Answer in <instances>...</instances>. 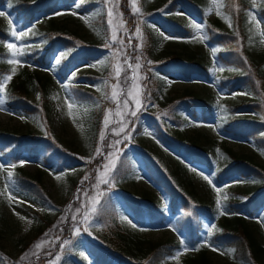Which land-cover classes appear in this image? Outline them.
Returning <instances> with one entry per match:
<instances>
[{"label":"rangeland","instance_id":"1","mask_svg":"<svg viewBox=\"0 0 264 264\" xmlns=\"http://www.w3.org/2000/svg\"><path fill=\"white\" fill-rule=\"evenodd\" d=\"M57 1L55 10L42 13L24 28L6 5L0 7L4 13L0 25L5 26V31L10 27L7 44L14 46H3L0 61L18 60L20 63H13L12 68L38 70L53 84L48 109L33 94L29 97L31 105L39 108H31L28 115L10 110L0 94V130L11 134L9 142L16 146L20 165L28 174L41 176L49 197L35 200L20 191L10 160L0 158V164L5 165L0 168V264H18L21 258L24 262L37 260L36 244L50 247L56 243L59 249L42 264H92L91 249L96 248L89 247V242L111 243L109 225L115 224L148 243L181 240L183 234L176 227L173 202L178 203L176 213L183 215L189 204L190 208L199 207L189 201L193 196L207 209L213 208L211 213L197 208L201 215L199 233L208 243L222 232L224 220L232 216V210L240 208L248 193L264 189V151L252 139L232 137L222 129L228 108H237L235 111L243 118L264 123V97L259 103L253 101L245 89L248 78H238L236 71L217 60L213 52L217 47L206 39L204 30L205 18H217L214 7L209 3L197 11L194 0H137L140 12L136 13L131 0ZM254 14L251 12L249 17L252 35L248 46L250 56L260 59L264 53V19ZM90 15L92 20L87 18ZM49 16L67 33L57 36L59 41L49 55V64L37 69L35 62H26L23 51L30 44L40 48L44 43L42 33L51 28ZM193 24L201 25L199 32ZM13 30L18 39L12 36ZM119 33L127 36L121 38ZM77 51L83 53L62 76L56 59L62 61L65 56L61 53L76 55ZM259 64L264 73V64ZM6 73L2 78L11 79L3 89L8 90L17 76ZM72 84L91 92L82 94L89 95V99L75 100ZM193 93L200 102L193 100ZM90 109L97 113V127L90 124L94 114L88 122L83 117V112ZM121 127L124 131L116 135ZM259 129L264 130V126ZM227 149L251 157L262 167L256 177L262 182L255 177L245 179L236 170L217 180L214 171L231 164ZM112 162L114 166L105 167ZM8 171L12 172L10 178ZM205 175L212 185L203 179ZM104 179L109 183H103ZM86 185L91 190L85 195L82 190ZM77 202H82L79 216L70 212L72 203ZM153 202L160 204V211L167 215L162 224L151 216ZM263 211L264 206L248 222L264 247ZM57 220L60 225L67 224L66 230L61 228L64 234L57 236L60 230L53 232L48 242L38 243L40 226ZM33 243L32 253L24 256L25 248ZM187 253L195 254V250L185 245L162 264H183ZM207 255L212 264H252L237 262L232 249L218 245H209Z\"/></svg>","mask_w":264,"mask_h":264},{"label":"trees","instance_id":"2","mask_svg":"<svg viewBox=\"0 0 264 264\" xmlns=\"http://www.w3.org/2000/svg\"><path fill=\"white\" fill-rule=\"evenodd\" d=\"M184 2V0H182ZM194 8L197 11L202 10L207 4L214 7V13L217 18L213 21L205 18V36L213 46H216L215 56L220 64L224 67H229L236 71L238 78L247 77L245 89L254 98L253 101L259 103L264 97V73L259 63L264 64V53L260 59H254L250 56V48L248 46L249 36L252 35V30L249 29V17L252 11L257 12L264 19V0H194ZM2 0H0V4ZM6 3L11 4V8L16 13L18 20L25 24L32 23L36 18V14L40 12H48L56 7L57 0H6ZM120 4V3H119ZM174 4V3H173ZM3 5V3H2ZM92 20L93 15L88 16ZM54 18H50L51 28L45 33H42L43 44L40 48L36 45L30 44L24 48V56L26 62L31 60L37 64L38 67L46 66L49 63V55L53 51L54 44L59 41L57 36L62 33H67L65 29L56 24ZM229 24L231 26H229ZM5 26L0 25V53L4 52V44L8 37L10 27L7 26V33ZM102 30V29H98ZM6 37V39L3 37ZM121 38L125 34L119 33ZM260 36V34H259ZM65 38V37H64ZM66 40V39H65ZM74 50V49H72ZM74 55H65L58 64L59 69L64 70L74 61ZM13 64L3 59L0 61V82L4 72L12 73ZM59 70V71H60ZM14 75L17 76V81L13 84L11 89L5 91V99L7 106L15 112L23 114H30L33 107L29 97L33 94L39 96L40 101L45 105L46 109L50 106L49 96L52 92V82L49 77H43L40 72L30 71L26 67L16 69ZM224 80V79H223ZM70 82V81H69ZM72 90L77 101H86L88 97H83L82 94H91L87 90L80 89V86H73ZM192 98L197 102L199 99L195 93ZM200 102V100H198ZM173 103V102H172ZM237 108H228L224 113L223 130L225 133L236 138L252 139L255 146L264 151V130L259 127L264 126V123L259 121L249 120L240 116ZM88 111V110H87ZM83 112V117L88 122L91 115L93 122L90 123L93 127H97L98 117L97 113L90 109L88 112ZM88 123V124H89ZM89 124V125H90ZM92 127V128H93ZM97 132V130H96ZM10 133L8 131L0 130V155L3 158H8L14 163L15 168V185L20 191L27 193L30 198L35 200H47L49 197L42 185L41 176H32L28 174L21 165L17 164L13 157L15 145L9 142ZM187 145V144H186ZM228 157L231 164L228 168L216 170V179L220 180L228 175L233 174L232 170H236L237 174L243 178L255 177L257 181L262 180L256 177L263 171V168L257 165L249 156L238 155L231 149H227ZM95 164V163H94ZM93 164V165H94ZM95 167V166H94ZM93 167V168H94ZM93 169L92 171H94ZM95 177L97 172L94 173ZM90 182V181H89ZM88 182V183H89ZM264 184V182H262ZM89 186L86 185L82 192L86 195L89 193ZM248 193L246 201L240 204V208L232 210L233 214L223 222L221 233L215 234L211 240L206 243L202 240L199 233L201 224V215L198 209L211 213L213 208L207 209L203 201L197 200L195 196L188 198L189 201L195 202L199 207L193 206L190 208V202L187 199L188 207L183 210V215H176V227L183 234L181 240H170L161 244L148 243L139 237H133L127 232L121 230L119 224L109 225L111 243L100 244L94 241L89 242L90 246H95L96 249H91V254L94 256L92 264H162L166 259L175 254L177 250L183 246H188L189 250H195V254L187 253L183 259V264H212L207 250L209 245H218L222 248H230L234 251V257L240 263L261 264L264 260V247L258 242L256 231L253 230L251 224L248 222V217H254L261 213L264 206V189H256ZM85 198V197H84ZM262 202V203H260ZM229 204V203H228ZM82 202L72 203L71 213L79 216L78 208L81 207ZM176 201L173 202V213L176 214ZM187 206V205H186ZM229 206V205H228ZM160 204L151 203V216L154 222L162 224L166 221L167 215L160 211ZM198 208V209H197ZM264 218V211L261 214ZM116 220V219H115ZM64 224V223H62ZM67 224L60 225L58 220L56 223H45L40 226L38 243L45 242L49 237H53V232L60 233L57 236H62L64 233L61 228L67 229ZM108 236V237H109ZM42 245V244H41ZM109 245V246H108ZM34 243L28 245L24 250V256H29L32 253ZM59 249V243L50 247L42 245L37 253L38 259L25 261L20 259L18 264H42L50 253L56 252Z\"/></svg>","mask_w":264,"mask_h":264},{"label":"snow or ice","instance_id":"3","mask_svg":"<svg viewBox=\"0 0 264 264\" xmlns=\"http://www.w3.org/2000/svg\"><path fill=\"white\" fill-rule=\"evenodd\" d=\"M131 3H132L133 11L136 12V13H139V12H140V8L137 7V0H131ZM9 7H11V4H9ZM3 15H4V13H3L2 11H0V16H3ZM109 16H111V13H109ZM82 19H85V20H86V18H82ZM253 19H254V17H253ZM86 22H87V20H86ZM259 23H260V22H257V25H259ZM9 24H10V25L12 24V21H11V20H9ZM192 26H193L198 32H199V30L201 29V25H200V24H193ZM229 26H231V25L229 24ZM138 31H139V29H137V32H138ZM20 35H23V32H21ZM12 36L15 37V38H17V39L19 38V36H18V34H17V32H16L15 30L12 31ZM115 39H116V34H115V32H113V40H115ZM164 39H169V37L165 36ZM6 47H8L9 49H13L14 46H13V44L8 43V44L6 45ZM213 52H215V49L213 50ZM12 54H13V56H16V55H17V52L14 51ZM19 54H20V55H23L22 52H20ZM60 55H61V56H65L66 53H61ZM7 62H8L9 64L20 63V61H18V60H8ZM59 62H60V60L57 58V59H56V63H59ZM101 63H103V61H101ZM135 67H136V68H139L140 65L137 64ZM221 70H223V69H221ZM15 71H16V69L13 68V69H12V73L14 74ZM10 79H11V76H8V77L3 81V83L0 84V89H2V88H3V84H6V83H7V80H10ZM116 97H117V93H116L115 88H114V89H113V93H112V98L115 100ZM136 102L139 103L138 100H137ZM2 103H3V101L0 100V105H2ZM124 104H125V107H127V101H125ZM69 107H71V105H69ZM221 110L223 111V109H221ZM131 114H132L133 116H135V115H136V112L133 111ZM262 118H264V117H262ZM104 123H105V126L107 127V125H108V118H107V116L105 117V121H104ZM122 131H124V128H123V127H121V129H120L119 131L116 132V135H120V132H122ZM103 136H104V134L101 133V139H103ZM117 143H119V141H118ZM96 151L99 152L100 150L97 149ZM110 166H114V162H112L111 165H106L105 167L108 168V167H110ZM12 167H14V165H13ZM0 168H5V165L0 164ZM7 175H8V177L10 178V177L12 176V172H11V171H8ZM56 179L59 180L60 177L57 176ZM86 179H87V177H86ZM203 179H205L210 185L213 184L212 180H211L208 176L205 175V176L203 177ZM102 182H103V183H109V181H108L107 179H104ZM6 188H7V186H6ZM214 190H217V189L214 188ZM217 191H218V190H217ZM9 198L11 199L12 197L9 196ZM224 199H227V196H225ZM217 205H218V207H219V205H220V200H219V199L217 200ZM220 214H221V215H224L225 213L223 212V210H221V213H220ZM73 219H75V217H73ZM84 220H85V222L88 221V215H87V214H85V216H84ZM132 226H133V227H136V225H134V224H133ZM212 227H214V226H212ZM77 231H78V230H77ZM209 231H211V228L209 229ZM181 244H182V245L184 244V241H183V240H181ZM41 246H42L41 244H36V245H35L36 248H40ZM213 251H216V249L213 248ZM22 259H23V258H22ZM56 259L59 260V257H57Z\"/></svg>","mask_w":264,"mask_h":264}]
</instances>
